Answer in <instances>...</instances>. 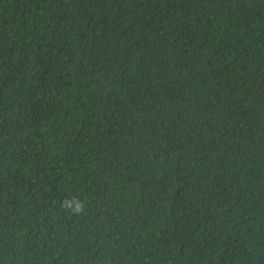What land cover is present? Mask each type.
Wrapping results in <instances>:
<instances>
[{"label":"trees","instance_id":"obj_1","mask_svg":"<svg viewBox=\"0 0 264 264\" xmlns=\"http://www.w3.org/2000/svg\"><path fill=\"white\" fill-rule=\"evenodd\" d=\"M0 264H264V0H0Z\"/></svg>","mask_w":264,"mask_h":264},{"label":"clouds","instance_id":"obj_2","mask_svg":"<svg viewBox=\"0 0 264 264\" xmlns=\"http://www.w3.org/2000/svg\"><path fill=\"white\" fill-rule=\"evenodd\" d=\"M88 202L79 196L64 197L60 201V208L68 215L79 216L87 211Z\"/></svg>","mask_w":264,"mask_h":264}]
</instances>
